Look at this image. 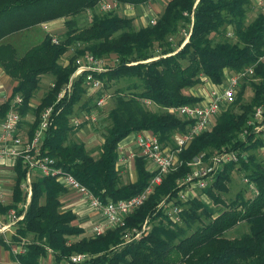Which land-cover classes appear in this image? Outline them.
I'll return each instance as SVG.
<instances>
[{
    "label": "trees",
    "instance_id": "16d2710c",
    "mask_svg": "<svg viewBox=\"0 0 264 264\" xmlns=\"http://www.w3.org/2000/svg\"><path fill=\"white\" fill-rule=\"evenodd\" d=\"M99 1L0 0V67L18 82L11 97H22L20 118L28 114L32 117L26 131L28 138H33L39 114L53 106L50 126L40 144L45 156L53 157L62 169L71 172L102 202L131 198L144 189L151 173L144 168L145 162L136 157V179L122 184L115 167L119 141L133 132L147 129L164 143L175 132L185 131L187 123L174 114H154L143 109L138 100L147 99L165 111L185 103L194 104L200 97L186 94L185 89L195 87L202 78L219 85L224 69L233 74L251 66L258 80L250 83L253 93L249 103L241 101V93L234 96V101L216 116L211 129L192 139L180 157L187 161L202 151L211 154L229 147L241 152L264 145L260 138H253L252 128L246 125L255 107H262L264 116V14H257L246 26L249 0H168L162 14L156 16L155 25L141 26L138 30L133 29L130 17L122 18L118 13L96 14L94 8ZM117 1L139 7L150 0ZM87 8L92 9L94 17L87 26L78 27L77 22L85 19ZM60 18H64L67 29L57 45L47 34L18 57L11 43L2 42L6 35ZM185 25L191 26L187 41L183 42L185 37H182L176 43L177 48L172 47L169 38ZM228 26L234 42L225 37V31L222 33ZM77 43L81 44L77 49L90 52L95 58L113 56L115 59L114 66L101 73L92 72V76L104 84L118 79L124 84L117 89L114 106L106 113L109 124L96 158L89 155L82 143L71 142L68 138L72 133L69 119L85 90V73L73 80L70 96L56 102L59 90L68 83L76 68L75 64L73 67L69 64L72 60L65 66L58 65L57 61L67 48H74ZM155 45L161 50L154 56ZM48 73L54 78L53 86L32 109L29 102L38 86V77ZM8 102L0 104L1 118L7 112ZM244 130V139H240ZM15 161L18 183L24 177L25 168L20 161ZM262 161L247 154V161L229 163L215 176L214 183L201 191L208 196L212 208L194 197L185 208L181 207L182 224L179 225L171 223L164 209L156 206L162 200L181 204L177 192L183 187L178 186L176 180L189 171L188 166L182 164L162 179L161 186L143 206L127 216L124 224L129 229L140 227L145 221L149 224L152 219L158 220V224L151 222L149 231L130 243L122 241V229L117 228H109L96 236L82 235L84 229L74 224V213L60 210L58 196L65 190L54 180L35 174L29 203L23 219L15 227L16 235L11 238L18 244L20 238L29 235L31 240L25 245V251L15 257L21 264H38L47 252L54 264H75L70 256L83 253L87 258L81 264H264ZM233 169L246 173L244 176L255 185L254 196L244 197L239 193L228 202L224 200L222 194H227ZM17 183L13 187V207L0 204L1 213L15 208L20 214L16 204L22 203L23 195ZM241 223L247 224V232L240 237L226 238L225 233ZM71 236L80 238L69 240ZM1 244L6 245L0 237Z\"/></svg>",
    "mask_w": 264,
    "mask_h": 264
},
{
    "label": "built area",
    "instance_id": "2783aa9c",
    "mask_svg": "<svg viewBox=\"0 0 264 264\" xmlns=\"http://www.w3.org/2000/svg\"><path fill=\"white\" fill-rule=\"evenodd\" d=\"M260 5L262 6V13L264 14V3ZM122 7L132 10L134 6L128 4L122 5L117 0H100L94 9L96 14H110L113 13V11L122 9ZM93 17L94 13L92 9L87 8L85 12V21L90 22ZM147 21L150 26H153L156 23V17L147 18ZM40 27L45 32L49 30V25L47 23L41 24ZM49 35L51 42L55 45L59 44V39L53 34ZM188 35L183 42L187 41ZM226 35L232 37V33L228 31ZM72 48L73 47H69L67 49L72 51ZM78 60L79 59H76V68L74 73L70 76V80L59 90L56 102L63 99L64 96H70L72 92V82L80 73H85L83 88L86 91H100L102 81L92 76L91 73H101L114 66L116 63L115 59H113V62H111L112 65L107 66L103 61L104 57L95 58L90 52L83 56L82 60L84 63ZM251 74H253L252 66L242 68L238 70L237 73L225 74L227 78L224 85L218 86L217 89L212 90L209 98L199 99L198 102L194 104L185 103V105L173 106L168 109V113L178 116L185 122L187 121L185 131H177L173 134L171 138L173 145L171 147L158 141V137L147 129L132 133L133 148L118 147L116 169L121 166L128 170L130 162H132L135 157H140L145 162L144 168L146 171L151 173L144 189L135 193L131 198H124L115 202L114 200L102 202L100 198L95 196L87 188V186L79 183L71 172L62 169L53 157L50 158L42 153L40 144L45 135L44 132L46 128L50 126L51 120L49 117L53 111V106L50 105V107H47L39 114V122L37 128L33 131L34 134L32 139H23L17 134V129L21 122L20 106L23 101L20 95L11 97L7 103L8 109L5 116H2L0 119V160H18L25 168V173L46 176V178L54 180L62 188L72 190L76 193L80 201L87 205V210L94 214V216L96 215L99 219L91 222L90 236L103 234L105 230L109 228H117L122 229V233L120 234L122 241L124 240V243H130L138 239L140 234L148 232L150 224H147L145 221L141 223L140 227L129 229V227H125L124 221L127 216L129 217L135 212V209L144 205L150 195L161 186V181L166 175L173 173L182 164L186 167L188 166L189 171L185 177H180L176 180L178 186L183 187L177 192L179 199L188 202V196L185 195L188 191L194 189L195 191L201 192L207 187L209 188L214 183L215 176L220 172L222 173L229 163L235 165L241 162V160L247 161V153L245 151L240 152L230 149L229 147L215 150L211 154L202 151L200 155L192 157L187 161L182 160L180 154L187 149L192 139L211 129L216 116L223 111L220 105L225 104V109L226 105L232 103L235 99L234 96L237 94L238 87L240 86L239 81ZM202 79L207 82L204 78ZM105 99H107L106 94L96 99L95 104H97V108H101L104 105ZM144 102L152 104V102L147 99H144ZM253 111V115L250 120L247 121L246 125L252 128L253 138H260L264 144V123H262L264 121L263 108L258 106L255 107ZM96 113L97 112L81 113L79 118L69 117L71 130H76L82 123L91 124L99 121L100 117H98ZM29 118L32 120V117ZM244 134H246V130L239 135V138L244 139ZM259 149L264 150V145L260 146ZM261 165H263L264 168V160L261 162ZM244 179L249 189H251L250 191L253 192L252 196H254L256 194L255 185L246 177H244ZM2 197L3 194L0 190V203H2ZM163 207L167 209L166 215L171 223H181L182 209L178 204L173 203V201L165 202V200H162V202L156 206L157 209ZM16 210L17 209L13 208L5 211V222L2 216H0V234L7 230L8 227L13 226L17 221L23 219V212L17 214ZM23 251L21 247L16 246L14 251H12V255L22 254ZM86 258L87 254L84 253L70 256V260L75 264L83 263Z\"/></svg>",
    "mask_w": 264,
    "mask_h": 264
},
{
    "label": "rangeland",
    "instance_id": "374dc122",
    "mask_svg": "<svg viewBox=\"0 0 264 264\" xmlns=\"http://www.w3.org/2000/svg\"><path fill=\"white\" fill-rule=\"evenodd\" d=\"M157 1V2H155ZM155 3H158L156 6H154L152 8V11L158 10L160 7H164L165 3H167L168 0H155ZM264 3V0H249V5L247 8V12L245 13V25H249V23L256 17L257 14H263L262 13V6L260 4ZM113 13H118L119 15H121L122 18H127L130 17L132 19V27L135 30H138L141 28V26H143L145 23V25H148V21L146 20H140L141 16H145L146 14H148L147 17L145 18H149L151 11L148 9H145L144 14L143 11H141V9L139 10V7H136V9H132V10H127V11H113ZM110 13V14H113ZM153 13V12H152ZM144 18V19H145ZM86 19V18H85ZM85 19H83L85 21ZM82 18L79 19L78 23V27L85 25L87 26V22H83ZM64 21V20H63ZM49 25V30H47L46 32L44 30L41 29L40 25L37 26H33V28L31 29H25L22 30L18 33L15 34H10L9 36H6L5 39H3L4 41H9L15 49V53H17V56L20 57V55L23 54V52L29 48L34 47V45H36L40 40L43 39L44 35L47 34H53L57 39H60V37L62 36V33L66 31V26L65 24L62 22L63 26L61 27L62 29H59V31H54V26L51 25L50 21H46L45 24ZM190 28L189 25H185L184 27L178 29L177 34L172 35L168 41H170V44L172 47L177 48L176 43L178 42V40H180L182 37H187L188 32L187 30ZM225 31V37L230 39L231 42H234L235 39L233 37H230V35H226L227 31L232 33L231 28L225 27L224 30L222 31V33ZM233 34V33H232ZM214 35V34H212ZM215 36V35H214ZM224 36V34H223ZM223 36H221L223 38ZM224 37V38H225ZM216 39H221V38H216ZM3 41V42H4ZM81 44L78 43L76 45V47L72 48V51H69L68 49L66 50V54H64L60 60H58L57 64L60 66H65L68 65L67 61L70 62V60H72L71 66L73 67L72 64L76 63V59H79L78 61L83 62V56L89 52L85 51V50H80L77 49L78 47H80ZM155 47V51H154V56L156 54L159 53V51L161 50V47L158 46H154ZM77 49V50H76ZM113 56H108L104 58V63H106L105 65L107 66H111L113 62ZM64 61V62H63ZM224 71H226L224 69ZM223 71V72H224ZM227 74H230V72H227ZM226 76L224 73V77L222 82L218 84L215 83H210V81H204V80H200V82H198L197 85H195L194 87V91L191 92L190 89H185V93L188 95H191L193 97H200L199 99L202 98H209L211 96V92L214 89H217L218 86H222L224 85L225 81H226ZM39 81H38V86L35 88V90L32 92L33 93V97H32V105L36 107V104L41 101L42 97H44L47 93L48 90L50 89V87H52L53 82H54V78L53 76L48 73L46 75H40L38 77ZM258 78L254 77L253 74H251L250 76L247 75V77H244L243 79H241L239 81L240 86L238 87L237 90V94L235 95V98L237 95H239V93H241L240 97H241V101L242 102H246L249 103V101L251 100V96L253 93V89L250 83L257 81ZM123 81L122 79H118L116 81L113 82H107L106 84H104L102 82V86L100 91H86L84 90L81 93V97L80 99L76 102L75 107H74V111L72 114V117L75 118H79L81 113H90V112H97L96 115L98 117H100L99 121L95 122V123H91V124H85L82 123L80 126H78V128L76 130H71L72 133H69L68 138L71 140V142L74 143H82L85 146L86 151L89 153V155L93 158H96L98 156V153H100V149L102 146V141L104 140V134H105V127L108 126L109 124V120L108 117L106 116V113L110 111V109L113 108L114 106V99L117 93V89L119 87H123ZM103 94L107 95V99L104 100V105L101 108H97V104H95L96 99L100 98ZM194 94V95H193ZM129 96V95H127ZM138 102H140L142 108L147 109V110H151L152 113L154 114H158V113H166V114H170L167 113V111H165V108L162 107H157L154 106L152 104H147L146 102H144V100H138ZM225 104H221L220 108L225 110L228 105H226V108L224 109ZM176 117V115H174ZM176 118H179L178 116ZM29 119V120H28ZM180 119V118H179ZM21 124L22 125V129L24 128V130L26 128H28V121H31L29 117L24 116L23 118H20ZM164 140V143L167 144V146L171 147L173 145L171 139L166 141ZM260 146L257 148H254V150H250V151H245L248 155L251 154L252 156H255L258 160H264V150L259 149ZM136 158V157H135ZM132 166V162H130V166ZM117 170L119 171V174L121 176L120 182L123 183H131V178L128 175V171L123 168V167H117ZM135 174V173H134ZM133 174V180L135 179V176ZM246 173L242 170H236L233 169L230 175V182L228 183V190H227V194H222L224 200L226 202L229 201L230 198H232L234 195L237 194H242V196L244 197H252L253 192H251L249 189V186L245 183V179H244V175ZM36 176V175H35ZM203 192H199V191H195L194 189L191 191H188L187 194H185L186 196H188V200H191V198L193 199L194 197L198 198V200L204 201L205 203L208 204V206L210 208V202H209V198L206 194H202ZM67 195V194H66ZM62 200L64 197L61 195ZM76 200V199H75ZM73 199V201H75ZM180 200V207L185 208L189 203L179 199ZM42 201V199H41ZM75 204V203H74ZM162 209H164V213L166 214L167 209L165 207H163ZM182 218V216H181ZM149 220V219H148ZM151 222L158 224V220L152 219L150 220L149 224L151 225ZM17 224H19L17 222ZM15 224V225H17ZM79 224V223H77ZM182 222L179 224L181 225ZM173 228V227H171ZM248 226L246 223H241L239 225L234 226L231 230L227 231L225 234L226 238L231 239L232 237H240L241 235L244 234V232H247ZM109 230V229H106ZM105 230V231H106ZM89 235V233H88ZM90 236V235H89ZM130 237V236H129ZM79 237L75 236H71L69 237V240H77ZM31 240V236L29 235L26 238H20L19 239V244H17L16 246L21 247L22 250L25 251V245L28 244V241ZM124 242V240H123ZM47 258L48 256L50 257L51 255L48 254L47 252ZM50 259V258H49ZM64 264V263H61Z\"/></svg>",
    "mask_w": 264,
    "mask_h": 264
},
{
    "label": "crops",
    "instance_id": "0c3cea01",
    "mask_svg": "<svg viewBox=\"0 0 264 264\" xmlns=\"http://www.w3.org/2000/svg\"><path fill=\"white\" fill-rule=\"evenodd\" d=\"M154 1L155 0H150L148 3L140 5L139 10L141 9V11H143V14H144L145 9L150 10L151 11L150 15H153L150 17H154V16L156 17V16L162 14L164 7H160L158 10L154 9L152 11V8L158 4V3H155L157 1H155V2ZM132 8L136 9V7H132ZM120 10L121 11H127L128 9L122 7V9H120ZM147 16H148V14H146L145 16H141L140 20L141 21L146 20L147 18H145V17H147ZM63 19L64 18H60V20L50 21L51 25L54 26L53 27L54 31H59V29H62L61 27L63 26V24H62ZM145 24L143 26H146ZM9 35H6V36H9ZM3 39H5V38H3ZM3 39H2V42L4 41ZM6 42H9V41H4L3 43H6ZM66 52L64 54H66ZM63 55L61 56V58L65 56V55L64 56ZM224 72L226 75H228L227 74L228 71H224ZM17 84H18L17 80H14V78L9 77L4 72L3 68L0 67V104H4V103L8 102L9 99H11L12 89L14 87H16ZM190 90H191V92H193L194 87L193 88L191 87ZM30 102H32V101H30ZM30 102H29V106L32 109H35L36 107L33 106L32 103H30ZM27 117H31L30 114H28ZM0 119H1V117H0ZM21 127H22V125L18 126L17 134H19L23 139H27L28 134H26V131L28 128H26L24 130V128L22 129ZM132 138H133V134L127 136L126 138L121 139L119 141L118 147L122 146V147H126V148H128V147L133 148ZM135 160H136V158L133 159L132 166L129 167V169L127 170L129 177L132 179L131 182H134L133 174L135 173L134 175H136V170H134ZM16 165H17V161H15V160H4V159L0 160V190L3 194L2 201H1L2 203H0V204L4 205L6 207H9V208H12L13 204H14V202L12 201V197H13V190H14L13 187H14L15 183H17V175L15 173ZM36 176H35V174L24 173V177L17 183L19 190L22 192L23 201H22V203L16 204V208L20 209L21 212H24V210H26V208H27V205L29 203V197L31 196L30 185H31L34 177H36ZM135 179H136V176H135ZM64 190H65V192L62 194V196L64 197V195H65V197L63 198V200H62L61 195L58 196V200H60V203H61V209L60 210L62 212L69 210L72 213H74V215L76 216V220H75L74 224L76 226L84 229V233L82 235H88V233L90 235V224H91V222H94L95 220H99L98 217L96 215L94 216V214H92L91 212H89L87 210V205H85V203L80 201V199L77 197L76 193H74L72 190H69V189H64ZM73 199L74 200L76 199V200L73 201ZM10 206H12V207H10ZM24 206H25V208H24ZM22 208H24V209H22ZM4 213H5V211L2 213L0 212V216H2V219L5 222L6 217L4 216ZM17 222L14 223L13 226L8 227L7 230H5L4 232H2L0 234V237L6 243V245H2V244L0 245V264H21L17 260V258L12 255V251H14L16 245L18 244L16 242L13 243L11 241V238H13L14 235H16L15 234V231H16V229H15L16 225L15 224H17ZM77 223H79V224H77ZM38 264H54V260H53L52 256H50V257L48 256V258H47V256H45V257H42L41 259L38 260Z\"/></svg>",
    "mask_w": 264,
    "mask_h": 264
}]
</instances>
